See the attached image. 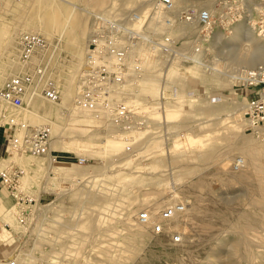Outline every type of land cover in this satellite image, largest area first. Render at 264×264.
Returning a JSON list of instances; mask_svg holds the SVG:
<instances>
[{"label": "rangeland", "instance_id": "obj_1", "mask_svg": "<svg viewBox=\"0 0 264 264\" xmlns=\"http://www.w3.org/2000/svg\"><path fill=\"white\" fill-rule=\"evenodd\" d=\"M34 1L0 0V87L7 78L22 74L27 70L26 68L23 69L19 61V34L23 32L37 33L49 43L48 69L59 85L58 103L61 102L60 104L65 106L63 107L65 109H69L73 101L64 100L62 93L64 83L68 80L74 82V84L72 82L73 97L79 90V75L91 33L92 13H102L108 18L127 20L130 13L143 14L149 8L150 11L146 14L148 15L146 17L147 22L150 16L155 15V11L151 10L153 0H116L120 7L126 9L122 10L121 13L116 11L118 14L113 11L109 14L94 12V6H92L91 14L83 10L78 12L80 21L84 20L82 22L85 34L78 37L76 33L82 26L80 27L75 21H72L62 31L69 4L62 1L54 3L51 2L52 0ZM69 1L84 8L88 0ZM31 3L33 7L30 6ZM263 3L264 0H254L250 4L254 10L248 11V3L245 0H183V5H179L176 11L171 9L166 12L170 16V26L160 24L159 33L156 34L147 32V23L143 24L142 29L139 28L146 36L147 41L137 47H142L144 51L150 49L153 52L154 49L149 46L148 39H163L164 36H169L175 53H177L176 56L181 57L180 61H177L180 70H178V79L167 88L165 96V104H167L168 110L173 106L174 108L177 107L179 114L167 117V125L163 123L161 114L153 113L152 107H149L147 102L151 101V98L147 96L148 93L142 89V83H140V88L133 91V98L130 100L136 107L147 111L148 123L143 124L144 130L130 133L133 139L130 152L125 150V146L128 144L124 140L125 136H122V133L116 131L115 128L108 129L104 135V128H113L109 126L107 121L96 120L83 113H81L84 115L83 118L76 119L79 116L78 112L72 113L76 118H70L69 112H64L63 108L55 105L56 103H51L41 97L36 99L40 104L44 102L46 109L43 110L44 108L39 105L41 107L38 111L32 106L35 100L27 109H14L8 103L0 101V108L5 109L8 117H23L27 122L36 124L38 123L36 117L30 114V110L34 111L53 122V134H57L59 131L58 137L62 136L58 139V148L52 149L51 142L50 155L38 157L27 153H14L13 155L7 153L4 157L5 160L2 162L4 166L9 164L22 171L19 189L32 200L18 205L6 188L2 186L6 202L0 206V229L3 230V226L6 225V234H11V244L10 248L4 252V257H0L2 260L0 264L15 258L16 264H217L219 260H222L221 264H223V262L231 259H235V264H264V262L262 263L264 261V232L261 231V224L264 219L258 218L263 216L264 212L257 207L259 205L264 206L263 198L260 195L261 178L254 171L244 175L242 174L243 169L233 170L232 163L236 157H240L238 153L231 154L228 168L222 170L220 165L216 164L211 157L195 156L194 148L188 149L185 146L187 142L185 133L188 132L191 135H188L187 138H196L197 142L202 139L207 147L215 150V153L211 155L212 157L222 152L230 141V135L228 136V130L225 127L228 124L223 125L221 120L217 124L218 119L214 118L215 114H224L241 105H247V100L253 96L247 88L239 87V82H230L228 86L230 92L227 93V97H233L236 104L235 106L227 104L224 97H221L222 92H224L221 80L214 77H207V79L199 77L200 71L196 77L192 67L198 65H194L188 58L190 51L202 52V48L204 49L206 45L201 48L199 42L201 38L206 37L207 31L211 33L222 30L224 35H227L231 31V27L238 23L237 21L252 22L257 29L258 10L256 7ZM207 7L216 9V14L212 16L214 24L211 29H202L194 21V29L189 34L176 33L175 29L179 26L187 27L189 25L188 22L178 20L181 12L186 9L198 11L207 9ZM23 10L27 12L24 13ZM166 18L169 17H164V19ZM28 20L32 22L25 23ZM74 20L76 19L74 18ZM45 32L50 34L47 35ZM8 37L9 39H7ZM198 48L200 49L198 50ZM161 55L163 61L159 67L165 65L164 59L168 60L165 54L162 53ZM212 55L214 52H204L203 50L202 61L207 63L213 57ZM133 56H131L132 61L140 59L139 56ZM138 62H140L141 72L136 76L140 79L143 74V66L141 59ZM189 72L193 74L194 78ZM125 87L132 88L133 86ZM73 97L71 99H74ZM153 100L158 101V97L153 98ZM245 110L246 108L241 112L242 118H244ZM212 111L215 113L213 114ZM201 112L203 113L201 114ZM206 113L212 114L210 117H213V120L206 124H200V120L210 118ZM244 123L245 121L242 124ZM244 127L245 130L247 126ZM95 128L103 130L97 131ZM245 134H252L249 136L258 138L257 134L249 131H246ZM182 139H185L183 140L185 142H182ZM177 142L179 145H176ZM174 145L179 146V148L176 147L175 149ZM166 148H168L170 156L166 154ZM51 155L55 157V162L51 161L52 168L46 169L51 160ZM78 158H85L86 162L79 164ZM36 164H40V167H36ZM127 178L130 180L127 181ZM158 179L161 180L157 182ZM172 181H176L180 185L172 189ZM123 184L124 186H122ZM80 187L82 188L80 189ZM88 188H91L92 191ZM126 189L127 191H124ZM85 192H88V196ZM96 193L101 194V196L96 195ZM119 196H123L122 199L121 197L118 199ZM82 197L88 199L84 201ZM103 198L104 201L107 199V202H104ZM112 200L117 205H114ZM91 201L92 203H89ZM176 203L184 205V212L176 215V220L172 218L162 220L161 211ZM251 203H256L257 206L255 204L254 207ZM36 204L39 205V208ZM79 204L80 208L77 207ZM95 204L99 206L96 207ZM187 209L189 210L188 214L185 213ZM141 210H147L149 214L155 210L153 214H150L153 218H151V222L160 224L162 232L153 233L151 226L137 223L136 217ZM98 212L101 213L98 214ZM127 212L130 213L131 226L120 222L124 220L123 217L128 215ZM45 214L47 215L45 216ZM72 217L75 219L73 220ZM78 218H80L79 222ZM174 220L178 221V231L173 230L170 226ZM169 221L170 224L167 223ZM59 223L60 225H58ZM62 224H68L71 228H63ZM137 229L141 230L140 233ZM174 232L180 234L179 242L172 240ZM241 232L248 238L250 237L251 245H246L247 243L244 242L240 246L246 245L248 250L244 251L241 248L239 252L221 253V255H216L217 257L213 256L216 250L227 251L233 248L234 244L231 242L240 238ZM39 239L41 242L38 241ZM218 256H220L219 260ZM259 258H262L261 263Z\"/></svg>", "mask_w": 264, "mask_h": 264}, {"label": "built area", "instance_id": "obj_2", "mask_svg": "<svg viewBox=\"0 0 264 264\" xmlns=\"http://www.w3.org/2000/svg\"><path fill=\"white\" fill-rule=\"evenodd\" d=\"M172 8L173 0H153L151 10L164 13ZM131 14L127 20L109 19L101 15L94 17L79 75V90L73 100L76 112L88 114L96 120L107 121L116 131L122 133L125 142L128 143L125 146L128 152L131 151L133 144L130 133L144 130L143 124L148 116L143 108L135 107L124 96H118L120 90L131 84L141 72L139 60L132 61L128 58L130 50L139 46L145 39L144 36H140L141 31L133 26L139 21L141 14L135 12ZM257 19L258 33L264 38V3L258 11ZM179 20L186 23L196 21L205 30L211 29L214 24L212 16L206 9L198 11L187 9L179 14ZM163 24L168 27L171 20L166 18ZM18 43L19 61L23 69L27 70L3 82L0 87V101L8 103L14 109L29 108L37 97L58 103L59 85L48 69L49 43L41 35L29 32L20 33ZM149 46L154 51L165 54L167 58L177 55L169 36H164L163 39L150 38ZM245 76V82L240 83L239 87L247 88L253 95L247 100L243 114L247 124L245 132L254 133L264 127V60L257 69L248 71ZM63 111L71 112L65 108ZM157 111L161 114V108ZM0 126L10 129L7 145L9 155L27 153L39 157L51 154L52 122L48 118L32 124L23 117H8L5 109L1 107ZM50 159L54 161L55 157L51 155ZM85 162V158H78L79 164ZM242 163L243 160L236 157L233 169L240 168ZM21 178L22 171L19 168L1 164L0 185L6 188L18 205L32 200L19 189ZM183 212L184 205L176 203L165 207L160 216L162 220H168ZM136 221L138 224L151 226L153 233L162 232L160 224L151 222L147 210H141ZM180 239L179 233L172 234L174 242H179Z\"/></svg>", "mask_w": 264, "mask_h": 264}, {"label": "bare ground", "instance_id": "obj_3", "mask_svg": "<svg viewBox=\"0 0 264 264\" xmlns=\"http://www.w3.org/2000/svg\"><path fill=\"white\" fill-rule=\"evenodd\" d=\"M34 1V0H32ZM48 1V0H47ZM57 1H62V2H65L67 4H69V10L67 12V15L66 17H64V23H63V27H62V31L63 29L67 28L71 22L75 21L77 24H79V26L82 28H80L79 32L76 33V35L78 37L82 36L84 34V24L82 21H84L82 19V21H80V16H79V11L80 10H83L85 11L86 13H89L91 14V7L94 6V12H103L104 14H109L111 11L113 12H122V10H124L122 7H120L118 4H117V1L116 0H88L86 2V7H80L78 6L77 4L73 3L72 1H69V0H52L51 2H54V3H57ZM122 1V0H121ZM138 1V0H137ZM247 3H248V11H252L254 10V8H252V5H250L251 3L254 2V0H245ZM35 2V1H34ZM38 2V1H37ZM93 2V3H91ZM150 2V1H149ZM194 2V1H193ZM124 3V2H123ZM39 5V3H36V5ZM52 4V3H51ZM61 4V2H60ZM120 4V3H119ZM129 4V3H128ZM183 5V0H173V11H176V8L179 6V5ZM207 4H208V1H207ZM257 4V3H256ZM44 5V4H42ZM41 5V6H42ZM133 5V4H132ZM192 5V4H191ZM33 7V4L31 3V5ZM45 6V5H44ZM43 6V7H44ZM61 6V5H60ZM122 6V5H121ZM35 7V6H34ZM38 7V6H37ZM35 7V8H37ZM58 7V6H57ZM63 7V6H62ZM130 7V6H129ZM261 6L259 7H256V10L259 11ZM39 8V7H38ZM195 8V7H194ZM61 9V8H60ZM31 10V9H30ZM42 10V8H41ZM40 10V11H41ZM67 10V9H66ZM126 10V9H125ZM187 10V9H186ZM211 16H214V14H216V9L214 8H210V7H207L206 9ZM24 11V10H23ZM22 11V12H23ZM33 11H35L33 9ZM60 11V10H59ZM150 9H146L143 14H141V17L139 19V21L136 23V24H133L134 28L137 29L138 31L140 30L139 28L142 29V26L143 24L145 25V23H147V26H146V30L148 33H153V34H156V33H159V28H160V24L162 25L163 24V20H164V17H169L170 19V16H169V13H163V12H155V15H152L150 16V19L149 21L147 22V18L148 15H146L147 13H149ZM27 12V11H26ZM24 11V13H26ZM32 12V11H31ZM65 12V13H66ZM116 12V13H117ZM127 12V11H126ZM255 12V11H254ZM34 13V12H32ZM61 13V12H60ZM151 13V12H150ZM179 13V12H178ZM23 14V13H22ZM49 14V12H48ZM118 14V13H117ZM115 14V15H117ZM131 14V13H130ZM129 14V16H131ZM32 15V14H31ZM50 15V14H49ZM65 15V14H64ZM103 16L105 17V15H103L102 13H92V16H93V22H94V17L96 16ZM176 15V14H174ZM173 15V16H174ZM24 16V15H22ZM27 16V15H26ZM25 16V17H26ZM61 16V15H60ZM108 16V15H107ZM21 17V16H20ZM23 17V18H25ZM32 17V16H31ZM76 20H74V18ZM113 17V15H112ZM29 18V17H28ZM33 18V17H32ZM63 18V17H62ZM73 18V20H72ZM108 18V17H106ZM129 18V17H128ZM127 18V19H128ZM109 19H112V18H109ZM23 20V19H21ZM26 20V19H25ZM86 20V19H85ZM120 20V19H118ZM179 20V19H178ZM246 20V19H245ZM255 20V19H253ZM28 20L27 22L25 23H30L32 21ZM93 22H92V25L91 27L93 26ZM238 23H236L234 26L231 27V31L227 34V35H224V32L221 31H216V32H208V34H206V37L204 38H201L199 37L200 39V42L199 44L201 45V48L202 46L206 45L205 48L203 49L202 48V52H195V51H190V55L188 56V58L194 63V65H198L196 67H192L194 68V72L196 74V77H197V74H198V71H200V75L199 77H202V78H206L207 77H214V78H217L219 80L222 81V84H223V89H224V92H222L221 94V97H224V100L227 104H230L232 106H235L236 104V101L233 99V97H227V93L230 92V88L228 87L230 85V82H239V83H243L245 82V79H246V73L248 71H253L255 69H257V67L262 63V61L264 60V38H262L260 36L259 33H257L258 29L255 28V24L252 23V22H248L246 23L245 21H237ZM255 22V21H254ZM20 23V22H19ZM18 23V24H19ZM23 23V21H22ZM182 23V22H181ZM74 24V23H73ZM189 25L187 27H180L179 28H176L175 31L177 34H182V33H187L189 34L190 31L192 29H194V21H192L191 23H188ZM227 24V23H226ZM21 25V24H20ZM75 25V24H74ZM78 26V25H77ZM173 26V25H172ZM19 27V26H17ZM21 29V27H19ZM24 28V26H23ZM165 28V27H164ZM26 29V27H25ZM229 29V28H228ZM24 30V29H23ZM30 30V29H28ZM77 30V29H76ZM216 30V29H215ZM33 31V30H32ZM61 31V32H62ZM141 31V30H140ZM174 31V30H173ZM47 35H49L50 33L48 32H45ZM142 33V34H141ZM140 33V36L141 37H146L144 35L143 32ZM152 34V35H153ZM171 34V33H170ZM85 35V34H84ZM83 35V36H84ZM11 36V35H10ZM13 36V35H12ZM178 36V35H177ZM205 36V34H204ZM83 38V37H82ZM174 38V37H173ZM9 39V37L7 38ZM146 39V38H145ZM144 39V40H145ZM176 39V38H175ZM196 40H198V38H196ZM147 41V39L142 42V43H145ZM148 42H149V39H148ZM147 42V43H148ZM4 43V42H3ZM9 43V42H8ZM173 45V44H172ZM148 47V46H147ZM146 47V48H147ZM174 47V46H173ZM194 48V47H193ZM196 48V47H195ZM149 49V48H147ZM200 48H198L199 50ZM194 50V49H193ZM203 50L204 52H214V55H212L213 57L206 63L204 61H202V57H203ZM157 51H150L149 50H143L142 47H133L131 50H130V53H129V57L128 58H131V56H139V58L141 59V62H142V66H143V74L141 76V78L139 79L138 77L136 79L133 80V82L131 84H129V86H133L132 88H128V87H123L118 96H124L125 99H127L128 102H130L131 104L134 105V103L132 102V100H130L131 98H133V91L136 89V88H140V83H142V89L148 93L147 96H150L151 98V101L147 102L149 104V107L151 106L152 108V112L153 113H158V108H161V116H162V121L163 123H165L167 125V117H172V116H176L178 115V109L177 107L174 108V106L168 110V106L167 104H165L166 102V93H167V88L170 87L175 81H177L178 79V65L179 63L177 64V61H180L179 59V56H171L168 58V60H165L164 61L166 62L164 66H160L161 65V62L163 61V56L160 54V52H158L156 54ZM187 54V53H186ZM73 55V54H72ZM133 56V57H134ZM76 57V56H75ZM185 58V57H184ZM77 59V58H75ZM139 59V60H140ZM71 60V59H70ZM204 60V59H203ZM76 61V60H75ZM72 62V61H71ZM74 63V61H73ZM80 64V63H79ZM72 67V66H71ZM200 68V69H199ZM70 69V68H69ZM74 69V68H73ZM198 69V70H197ZM73 71V70H72ZM180 71V70H179ZM76 72V71H75ZM74 72V73H75ZM80 72V71H79ZM183 72V71H182ZM78 73V72H77ZM190 73V72H189ZM70 74V73H69ZM161 74V75H160ZM182 74V73H180ZM191 74V73H190ZM191 76H193V74H191ZM71 77V76H70ZM76 77V76H75ZM194 78V76H193ZM213 78V79H214ZM66 81V80H64ZM218 81V80H217ZM72 82L71 80H68L64 83V91L62 92L63 95H64V100L65 101H69V100H74V99H71L73 96H72ZM158 83H159V86H158ZM74 84V82H73ZM63 89V88H62ZM77 90V89H76ZM142 92V90H139ZM169 91V90H168ZM76 93V92H75ZM219 94V93H218ZM62 95V97H63ZM140 95V94H139ZM142 95V94H141ZM206 95V94H205ZM226 95V96H225ZM138 97V95H136ZM144 96V95H143ZM158 97V101H154L153 98H156ZM146 97V96H145ZM185 97V96H184ZM187 97V96H186ZM74 98V97H73ZM140 99V97H139ZM62 100V99H61ZM146 100V99H145ZM144 100V101H145ZM63 101V100H62ZM182 102V101H181ZM244 102V101H243ZM61 103V102H60ZM60 103H56L55 105H57V107H65L63 106L62 104ZM64 103V101H63ZM72 105L71 107H69L70 111L69 112V117L72 118H76L74 114V112H76V110L74 109V106H73V102H71ZM192 103V102H191ZM159 104H161V106H159ZM206 104V103H205ZM242 104V103H241ZM41 105L45 110L46 106L44 105V102L43 103H39V101L36 99L33 103H32V106L33 108L38 111L40 109ZM69 105V106H70ZM208 105V104H207ZM67 106V105H66ZM135 106V105H134ZM157 106V108H156ZM179 106V104H178ZM201 106V105H200ZM214 106V105H213ZM216 106V105H215ZM136 107V106H135ZM182 107V106H180ZM173 108H174V111H173ZM210 108V107H208ZM220 108V107H218ZM244 108H246V105H241L237 108H235L233 111H230V112H227V113H224V114H215L214 118H217V124H218V121L221 120L223 122V125L225 124H228L226 125L225 127H227V132H228V136L230 135L229 139L230 141L228 142V144L226 145V148L218 153V154H215L214 157H212L211 155H213L215 153V150H212L210 149L209 147H207V145L205 143H203V140L201 139L199 142H197L198 140L196 138H191V137H188V135H191L190 133H185L186 134V148H194V151L196 152V155L195 156H205L206 157H211L212 160H215L216 164H219L220 165V168L222 170H224L227 166H228V162L230 161V158H231V154L233 153H238L240 154V158L243 160V163H242V166L238 169H235V171H238V170H242L244 172H242V174L246 175V174H249L250 171H254V173H257L256 175L258 177L261 178V182L262 184H259L260 185V195L262 196L263 200L262 202H264V127H261L259 129H257L256 132H254L255 134L258 135V138H252L250 137L249 135H252V134H248L246 135L245 134V130H244V126H247L246 124V120L244 118L241 117V112L244 110ZM202 109V108H201ZM230 109V108H229ZM33 110V109H32ZM164 110V111H163ZM214 110V109H213ZM215 110H218V109H215ZM151 111V110H150ZM151 112V113H152ZM152 113V114H153ZM203 112H201L202 114ZM212 113L214 114L215 111H212ZM30 114L35 116L36 117V120L37 122L39 123L40 121L44 120L45 117L43 116H40L38 114H36L34 111H31L30 110ZM159 114V113H158ZM207 116H211L212 114H208L206 113ZM78 118L76 119H80V118H83L84 115L81 114V113H78ZM88 115V114H87ZM167 115V116H166ZM89 117V116H88ZM160 117V116H158ZM155 120V119H153ZM213 120V117H210V118H204L203 120H200L199 123L200 124H206V123H209L210 121ZM215 121V120H214ZM245 121V125L242 124L243 122ZM148 123V119L145 120V124ZM220 122V121H219ZM151 123V122H150ZM162 123V124H163ZM55 124V123H54ZM144 124V125H145ZM164 124V125H165ZM52 125H53V122H52ZM199 125V124H197ZM109 126H111L109 124ZM113 127V126H112ZM219 128H221V126H219ZM108 129L109 130H112L114 129L113 128H104V135L108 132ZM223 129V128H222ZM52 130V129H51ZM94 130V129H93ZM95 130L97 131H101L103 129L101 128H95ZM168 130V129H167ZM211 130V129H210ZM226 130V129H225ZM224 130V131H225ZM78 131V130H77ZM89 131V130H88ZM96 131V132H97ZM185 131V130H184ZM94 132V131H93ZM206 132V131H205ZM58 134H59V131L57 132V134H53V130L51 131V142H52V149H56L59 147V142H58V139L59 138H62V136L60 135L58 137ZM94 135V134H93ZM66 137V136H65ZM74 138V137H73ZM72 139V138H71ZM185 139H182V142H185L183 141ZM104 143L106 142L105 138L103 139ZM181 142V143H182ZM205 142V141H204ZM210 143V142H209ZM184 144V143H183ZM176 145H179V143L177 142ZM174 145L173 147L176 149L179 148V146H176ZM106 146V145H105ZM214 148V147H213ZM185 150V149H184ZM219 150V149H218ZM193 152V153H195ZM128 154V153H127ZM166 154H168V156H170V153L168 151V148H166ZM193 156V157H195ZM169 160V159H168ZM210 160V158H209ZM234 160V159H233ZM236 160V158H235ZM234 160V162H235ZM55 162V161H54ZM157 162V161H156ZM234 162L232 163V168L233 167V164ZM43 164V163H42ZM112 164V163H111ZM44 165V164H43ZM52 165L51 164V160L50 162L48 163V167L46 169H50L52 168ZM33 166V165H32ZM31 166V167H32ZM110 166V165H109ZM36 167H40V164H36ZM57 167V166H56ZM43 168V167H42ZM45 168V167H44ZM228 168V167H227ZM120 169V168H119ZM40 170V169H39ZM42 170V169H41ZM118 170V169H117ZM171 170V169H170ZM234 170V169H233ZM49 171V170H48ZM53 171V170H52ZM57 171V170H56ZM131 172V171H130ZM129 172V174H130ZM162 172V171H161ZM132 173V172H131ZM170 173V172H169ZM127 174V173H126ZM125 174V175H126ZM128 175V174H127ZM132 175V174H131ZM130 175V176H131ZM171 177V176H170ZM130 178V177H129ZM173 178V177H172ZM123 179V178H122ZM126 179V178H125ZM131 179V178H130ZM127 178V181L130 180ZM51 180V178H50ZM132 180V179H131ZM161 180V179H158L157 182ZM83 181V180H82ZM144 181V180H143ZM140 182V181H139ZM99 183V182H98ZM100 184V183H99ZM149 184V183H148ZM92 185V184H91ZM94 185V184H93ZM103 185V184H101ZM144 185V184H143ZM180 184L177 183L176 181H172V185H171V188L172 189H175L176 187H178ZM76 186V185H75ZM74 186V187H75ZM86 186V184H85ZM95 186V185H94ZM93 186V187H94ZM124 186V184L122 185ZM84 187V186H83ZM89 187V185H88ZM96 187V186H95ZM82 187H80L81 189ZM100 188V187H98ZM97 188V189H98ZM106 188V187H105ZM104 188V189H105ZM123 188V187H122ZM87 189V188H85ZM88 189H91V188H88ZM124 189V188H123ZM77 190V189H76ZM83 190V189H82ZM108 190V188H107ZM110 190V189H109ZM113 190V188H112ZM84 191V190H83ZM92 191V189H91ZM98 191V190H97ZM123 191V190H122ZM121 191V192H122ZM124 191H127L124 190ZM173 191V190H172ZM94 192V191H93ZM104 192V191H103ZM114 192H115V189H114ZM86 195L88 196V192H85ZM99 193V192H98ZM117 193V192H116ZM124 193V192H123ZM81 194V193H80ZM113 194V193H112ZM85 195V194H84ZM96 195H99L101 196V194H97ZM117 195V194H116ZM121 195V194H120ZM123 195V194H122ZM105 196V195H104ZM103 196V197H104ZM107 196V195H106ZM126 196V195H125ZM124 196V198H125ZM108 197V196H107ZM121 196H119L118 199H120ZM123 197V196H122ZM121 197V199H122ZM177 197V196H176ZM84 198V197H82ZM112 198H115V197H112ZM123 198V199H124ZM257 198V197H256ZM86 199H88L86 197ZM84 198V201L86 200ZM102 199V198H101ZM110 199V198H108ZM255 199V198H254ZM79 200V199H78ZM107 200V199H106ZM105 200V201H106ZM259 200V199H258ZM82 201V200H81ZM103 201H104V198H103ZM104 201V202H105ZM109 201V200H108ZM116 201V200H115ZM260 201V200H259ZM80 202V201H78ZM95 202V201H94ZM102 202V201H101ZM107 202V201H106ZM113 202V200H112ZM251 202V200H250ZM254 202V201H253ZM87 203V202H86ZM85 203V205H86ZM89 203H92L89 202ZM52 204V203H51ZM100 204V203H99ZM106 204V203H105ZM104 204V205H105ZM111 204V203H110ZM114 204V202H113ZM116 204V203H115ZM114 204V205H115ZM256 203H251V205H255ZM261 204V203H259ZM37 205V204H36ZM109 205V204H107ZM106 205V206H107ZM117 205V204H116ZM39 205H37L38 207ZM95 206H99V205H96ZM112 206V205H111ZM128 206V205H127ZM257 206V204L255 205ZM254 206V207H255ZM260 206H263V205H259L257 206L258 209L262 212H264V206L263 207H260ZM80 208V204L79 206H77ZM85 207V206H83ZM119 207V206H118ZM124 207V206H123ZM187 207V206H186ZM39 208V207H38ZM44 208V207H42ZM48 208V207H47ZM101 208V207H99ZM103 208V207H102ZM101 208V209H102ZM110 208V207H109ZM76 209V208H75ZM93 209V208H92ZM104 209V208H103ZM123 209V208H122ZM125 209V207H124ZM127 209V208H126ZM77 210V209H76ZM91 210V209H90ZM109 210V209H107ZM111 210L113 211V209L111 208ZM45 210L43 209V212ZM48 211V210H46ZM98 211V210H97ZM101 211V210H100ZM103 211V210H102ZM126 211V210H125ZM129 211V210H128ZM132 211V210H131ZM155 211V210H154ZM153 211V212H154ZM189 210L187 209L186 210V214H188ZM12 212V211H10ZM37 212V211H36ZM41 212V211H40ZM82 212V211H81ZM150 213V214H153ZM253 212V211H252ZM258 212V211H257ZM35 213V212H34ZM101 213V212H98V214ZM106 213V212H105ZM12 214V213H11ZM33 214V212H32ZM39 214V213H38ZM76 214V213H75ZM95 214V213H94ZM107 214V213H106ZM109 214V213H108ZM128 214V212H127ZM130 214V213H129ZM129 214L124 218L123 221H120L121 223L124 222L127 226H131V218L129 216ZM149 214V215H150ZM251 214V213H250ZM47 214H45L46 216ZM73 215V214H72ZM81 215V214H80ZM85 215V213H84ZM96 215V214H95ZM111 215V214H110ZM126 215V214H124ZM34 216V215H33ZM43 216V217H45ZM83 216V215H81ZM97 216V215H96ZM105 217H107L105 214H104ZM116 216V215H115ZM239 216V215H238ZM251 216V215H250ZM100 217V216H98ZM122 217V216H121ZM177 216H174L172 217V219H175ZM61 218V217H60ZM87 218V217H86ZM152 218V215H150V220ZM258 218H262L264 219V215L263 216H259ZM73 219V217H72ZM75 219V218H74ZM73 219V220H74ZM79 219L78 218V222H79ZM106 219V218H105ZM114 219V217H113ZM153 219V218H152ZM44 220V219H43ZM176 220V219H175ZM174 220V223L172 225H170L172 227L173 230H177L178 231V221H175ZM178 220V219H177ZM39 221V220H37ZM42 221V220H41ZM59 221V220H58ZM95 221V220H94ZM99 221H100V218H99ZM106 221V220H105ZM104 221V222H105ZM263 221V220H262ZM101 222V221H100ZM119 222V221H118ZM57 223V222H56ZM66 223V222H65ZM107 223V222H106ZM170 224V221L167 222ZM166 223V224H167ZM264 223V222H263ZM261 224L262 226V230L264 232V224ZM43 224V223H42ZM55 224V223H54ZM77 224V223H76ZM82 224V223H81ZM103 224V223H102ZM246 224V223H245ZM60 225V223L58 224ZM63 228H66V229H70L71 227L68 226V224H62L61 225ZM38 227V226H36ZM44 227V226H43ZM96 227V225H95ZM126 227V226H125ZM138 227V225H137ZM140 227V226H139ZM170 227V228H171ZM40 228V227H38ZM37 228V229H38ZM74 228V227H73ZM94 228V227H93ZM131 228V227H130ZM35 229V228H34ZM75 229V228H74ZM136 229V228H135ZM167 229V228H166ZM252 230H254L253 228H251ZM95 230V229H94ZM97 230V228H96ZM125 230V229H124ZM127 230V229H126ZM245 230V229H244ZM41 232V230H39ZM76 231V230H75ZM74 231V232H75ZM101 231V230H100ZM137 231L140 233L139 229H137ZM144 231V230H143ZM234 231V229H233ZM236 231V230H235ZM255 231V230H254ZM37 232V231H36ZM44 232V231H43ZM29 233V231H28ZM60 233V232H59ZM142 233V232H141ZM87 234V233H86ZM134 234H137V233H134ZM145 234V233H143ZM264 234V233H263ZM30 235V234H29ZM32 236V235H31ZM81 236V235H80ZM88 236V235H87ZM78 237V236H77ZM140 237V236H139ZM145 237V236H144ZM72 238V237H71ZM250 238V237H249ZM249 238L248 236L244 235L243 232H241V236L240 238H236V239H232L233 241L231 242L232 244H234V247L225 251V250H216L214 253L215 255H212L213 256H216V255H221V253H225V254H228L229 252H239L240 249L242 248V250L246 251L248 250V247L246 245H249L251 242L249 241ZM260 238V237H259ZM76 239V238H74ZM73 239V240H74ZM37 240V239H36ZM43 240V239H42ZM78 240V239H76ZM261 240V239H260ZM38 241L41 242V240L39 239ZM231 241V240H230ZM140 242V241H139ZM247 243L245 246L243 247H240L242 246L243 243ZM37 243V242H36ZM39 243V242H38ZM43 243V242H42ZM78 245V244H76ZM251 245V244H250ZM262 246V245H261ZM257 248L259 247L258 245L256 246ZM34 249V248H33ZM214 250V249H213ZM257 250V249H256ZM263 251V250H262ZM33 252V251H32ZM113 252V251H112ZM256 253V252H254ZM258 253V251H257ZM256 255V254H255ZM259 255V253H258ZM34 256V255H33ZM251 256V255H250ZM262 256V255H261ZM217 257V256H216ZM219 257L218 256V260H219ZM223 257V256H222ZM226 257V256H225ZM230 257H233V256H230ZM253 257V256H252ZM257 257V256H256ZM227 258V257H226ZM226 258H224V260H227ZM221 259V258H220ZM223 259V258H222ZM231 259V258H230ZM260 259V258H259ZM264 259V258H263ZM210 260V259H209ZM209 260H206V261H209ZM213 260V259H212ZM211 260V261H212ZM216 260V258H215ZM235 260V259H234ZM233 259L231 260H227L225 261V263L223 262V264H235V261ZM261 260L262 258L260 259V263H261ZM2 261V260H0ZM222 261V260H221ZM221 261L219 260V262L217 264H221ZM259 261V260H257ZM217 262V261H216ZM237 262V261H236ZM264 261H262L263 263ZM49 263V261H48ZM206 263V262H205ZM208 263V262H207ZM2 264V263H1ZM4 264H16V258L12 261H9V262H6ZM216 264V263H215ZM258 264V263H257Z\"/></svg>", "mask_w": 264, "mask_h": 264}, {"label": "crops", "instance_id": "obj_4", "mask_svg": "<svg viewBox=\"0 0 264 264\" xmlns=\"http://www.w3.org/2000/svg\"><path fill=\"white\" fill-rule=\"evenodd\" d=\"M252 97V96H251ZM250 97V98H251ZM249 98V97H248ZM10 139V129L6 127H1L0 126V165L2 162L5 160L4 157L7 155V145H8V140ZM3 187L0 185V206L2 204H5V195L3 193ZM6 225L3 226V230L0 229V257H4L5 251L10 248V238L11 234L7 233L6 234ZM6 234V235H4Z\"/></svg>", "mask_w": 264, "mask_h": 264}]
</instances>
